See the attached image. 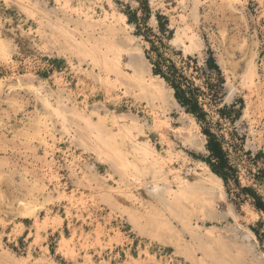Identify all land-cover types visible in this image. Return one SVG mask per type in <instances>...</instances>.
Here are the masks:
<instances>
[{"label": "rangeland", "instance_id": "374dc122", "mask_svg": "<svg viewBox=\"0 0 264 264\" xmlns=\"http://www.w3.org/2000/svg\"><path fill=\"white\" fill-rule=\"evenodd\" d=\"M148 40L178 67L214 56L226 85L208 121L241 187L264 197V0H0V264H224L234 244L247 264H264V215L235 184L210 191L215 213L182 216L156 199L175 188L172 173L206 169L201 124L170 91L143 99L88 57L100 48L127 75L156 81ZM233 104L235 117L243 105L234 123L218 113ZM137 144L164 160L157 190L131 166ZM211 237L224 244L214 257L202 246Z\"/></svg>", "mask_w": 264, "mask_h": 264}, {"label": "bare ground", "instance_id": "6f19581e", "mask_svg": "<svg viewBox=\"0 0 264 264\" xmlns=\"http://www.w3.org/2000/svg\"><path fill=\"white\" fill-rule=\"evenodd\" d=\"M8 1V0H7ZM41 2V1H40ZM34 3V1H33ZM32 3V4H33ZM28 4V3H27ZM34 5V4H33ZM36 6V4H35ZM68 6V5H67ZM62 8V7H61ZM67 8V7H66ZM26 11V9H25ZM31 11V10H30ZM67 12V11H66ZM81 13V12H80ZM43 14V12H42ZM50 14V12H49ZM52 16V15H50ZM58 16V15H56ZM119 16V15H118ZM53 17V16H52ZM108 17V14L105 13V18ZM49 18V17H48ZM113 18V17H112ZM125 18V16L123 17V19ZM52 18L50 17V20ZM106 20V19H105ZM42 21V20H40ZM123 21V20H122ZM38 22V21H37ZM44 22V21H43ZM111 22V21H110ZM56 24V23H55ZM58 24V23H57ZM62 24V23H61ZM112 24V23H111ZM114 25V24H113ZM53 26V24H52ZM62 26V25H61ZM59 26V27H61ZM43 27V26H42ZM66 28H68L66 26ZM50 29V28H49ZM54 29V28H53ZM59 29V28H58ZM108 30L111 29V27H107ZM39 30V29H38ZM56 31V28H55ZM73 31V30H72ZM38 32V31H37ZM54 32V31H53ZM39 33V32H38ZM129 33V32H128ZM76 34V33H75ZM48 35V34H47ZM43 36V35H42ZM72 37V36H71ZM82 37V36H81ZM53 40L52 38L50 39V42L52 43ZM57 40V39H56ZM55 40V41H56ZM59 40V39H58ZM179 40V39H178ZM197 40V39H196ZM177 41V40H176ZM60 42V41H59ZM58 42V43H59ZM180 41H178L179 43ZM195 42V41H194ZM54 44V43H53ZM127 44V43H126ZM196 44V43H195ZM75 45V44H74ZM130 45V44H129ZM200 45V44H199ZM77 46V45H75ZM96 46V45H94ZM188 46V45H187ZM80 47V46H79ZM106 47V45H105ZM127 47V46H126ZM191 47V46H190ZM189 47V48H190ZM195 47V46H194ZM200 48V47H199ZM77 49V48H76ZM83 49V48H82ZM83 51V50H82ZM105 51V50H104ZM84 52H86V50H84ZM191 54L193 53L192 51H190ZM103 52L100 50V48H97L96 51H94V53L88 57H92L94 60H99L102 65L105 66V68L109 71V72H115L118 74L120 79H126L129 83H130V88L136 89L137 93L139 94L140 97H142L143 99H153V100H157V99H162L164 94H166V91H170L172 93V95L174 94V90L172 88H170L169 86H167V84L165 83V81H163L162 79H160L159 77H153L154 79H157L156 81H151L149 82L148 80H146L144 72L141 70H136L133 68V72L130 75H127L121 65L120 62H118L117 60H114L111 57H108L107 55L102 54ZM189 53V52H188ZM81 54V53H80ZM88 55V54H87ZM133 55V54H132ZM82 56L83 53H82ZM86 57V56H85ZM134 60L135 58H139L138 56H133ZM91 58V59H92ZM92 61V60H91ZM138 61V60H137ZM135 63V62H134ZM146 64V63H145ZM93 65V64H92ZM100 65V64H99ZM99 68H101V66H99ZM146 66V65H145ZM144 66V68H145ZM96 67V66H95ZM141 67V65H140ZM149 67V66H148ZM104 67H102L103 69ZM97 70V69H96ZM146 71V70H145ZM101 72V71H100ZM151 76V75H150ZM100 77V76H99ZM117 81V80H116ZM104 82V81H103ZM132 91V90H131ZM169 93V92H168ZM135 95V94H134ZM167 95V94H166ZM169 95V94H168ZM170 96V95H169ZM165 97V96H164ZM171 97V96H170ZM169 97V99H170ZM172 100V99H171ZM175 100V98H174ZM167 101V100H165ZM168 102V101H167ZM171 102V101H170ZM170 102H168L170 104ZM176 102V100H175ZM161 103V101H160ZM163 103V102H162ZM173 103V101H172ZM165 104V103H163ZM163 106V105H162ZM167 106V105H166ZM120 123V122H119ZM167 123V122H165ZM122 124V123H121ZM120 124V125H121ZM162 124V122H161ZM164 124V122H163ZM124 125V124H123ZM160 125V124H159ZM163 126V125H162ZM166 126V125H165ZM125 127V125H124ZM167 127V126H166ZM120 128V127H119ZM123 128V127H122ZM125 129V128H124ZM130 133V132H129ZM110 134V133H109ZM164 137V136H163ZM118 138V137H117ZM130 138V137H129ZM119 139V138H118ZM136 139V138H135ZM166 138H163V140H165ZM109 140V139H108ZM134 140V139H133ZM131 143L132 140L130 139ZM136 141V140H135ZM168 141V140H166ZM111 142V141H110ZM130 143V142H129ZM140 143V142H139ZM138 143V144H139ZM167 143V142H165ZM133 144L135 145V143L133 142ZM134 146L132 147V155L134 158V164H131V166L134 167V169L139 173L140 170L143 173H149L151 174V176L154 177L153 182H154V188L153 190H157L159 189V181H162V176L163 174L166 172L165 166L163 161L161 160L159 156L154 155V152L150 151L148 149V147H142L141 146ZM170 145V143L168 144ZM131 150V149H130ZM129 150V151H130ZM168 150V149H167ZM168 153L169 159L171 158L172 160L174 159V154L171 151V148L169 149V151H166ZM115 154L117 157H115V161L117 162L118 159L120 160H124L122 159L123 156L120 152L115 151ZM167 155V154H166ZM115 156V155H114ZM181 156V155H180ZM112 160H110L111 162ZM114 161V160H113ZM119 161V160H118ZM168 161V160H167ZM183 161V160H182ZM113 164V163H112ZM115 165V164H114ZM117 165V163H116ZM203 165L206 166V169L203 170L201 173L196 172V170L192 167H189L188 171H187V175L184 177L181 173L179 172H174L172 173V179L173 182L172 184H174L175 188L170 189V191H164L162 193H158L156 192L154 195L156 197V199H158L159 203H162L165 207H167L169 210H171V212H179L181 213V215L183 216L184 212H187V210L191 209V208H195V210L199 207L201 209V213L206 214V213H215L216 212V206L214 204V202L211 201L210 199V191L211 190H217L220 195L223 196V190H224V183L223 180L218 177L216 174H214L210 168L207 166V164L203 163ZM114 167V166H113ZM132 167V168H133ZM199 167V166H198ZM127 169V168H125ZM203 169V168H202ZM135 171V172H136ZM176 171V170H175ZM129 171L126 170L125 174H128ZM137 175H142V173H139ZM126 176V175H125ZM148 176V174H147ZM150 176V177H151ZM166 182V181H164ZM147 185V184H146ZM161 188V187H160ZM148 190V189H147ZM166 190V189H165ZM145 192V191H144ZM150 195V194H149ZM153 195V194H151ZM150 195V196H151ZM130 197V196H129ZM151 199V198H150ZM154 201V200H153ZM141 203V202H140ZM146 205V204H145ZM143 208V207H142ZM148 210V209H147ZM151 210V209H150ZM138 211V210H137ZM134 213V212H133ZM149 213V212H148ZM170 213V212H169ZM140 214V213H139ZM138 214V215H139ZM148 215V214H147ZM136 216V215H135ZM133 217V216H132ZM144 217V216H143ZM135 218V217H134ZM158 218V217H157ZM147 222V220H145ZM138 222V221H137ZM151 222V221H150ZM154 222V221H153ZM156 222V221H155ZM161 223V222H160ZM156 229V228H155ZM152 230V229H151ZM158 231V229H157ZM210 236V235H209ZM248 237V236H247ZM246 237V238H247ZM223 240L220 237H211L206 241L202 242V246L205 247V251L207 254H209V256L214 257L215 253H214V247L219 245V246H223L224 244L222 243ZM189 247V246H188ZM232 250H225L224 248V258L225 260H223L222 262L225 264L227 261L226 259L230 258H235L237 261V264H247V253H245L243 251L242 246H238L236 244L232 245ZM190 248V247H189ZM203 251V248H201ZM230 249V248H229ZM189 252V251H188ZM192 252V251H191ZM204 253V252H203ZM233 253L235 255H233ZM210 259V257H209ZM205 261V260H204ZM204 264V263H203ZM253 264V262H252Z\"/></svg>", "mask_w": 264, "mask_h": 264}, {"label": "trees", "instance_id": "16d2710c", "mask_svg": "<svg viewBox=\"0 0 264 264\" xmlns=\"http://www.w3.org/2000/svg\"><path fill=\"white\" fill-rule=\"evenodd\" d=\"M161 18L159 16V19ZM132 21L133 17L130 19V22ZM161 29L163 33H166L165 28L161 27ZM148 42L151 43V49L147 51V58L152 64L154 75L163 79L174 90L175 99L179 105L201 124L202 132L207 139L206 149L208 154L204 162L214 174L224 181L231 194L233 193L231 184H235L239 189V192H235L236 197L240 200L243 199V202L249 201L257 212L264 215V197L260 196L252 187H241L238 171L231 163L224 144L212 131V123L208 121L209 114L205 106L218 108L223 102L226 85L224 74L214 56L210 55L206 61V67L203 68L198 65L196 59L191 57L185 61L183 67H178L165 56L159 46L150 40ZM185 68H192L197 78L203 79V85L196 86L195 82L185 74ZM235 107L236 105L233 104L228 112V106H224V108L218 110V113L234 123L241 115L243 105L238 117L232 115ZM247 154L251 156L252 152L249 151ZM260 155L257 154V157ZM261 173L264 175V171H261ZM261 224L264 227L263 220H261Z\"/></svg>", "mask_w": 264, "mask_h": 264}]
</instances>
